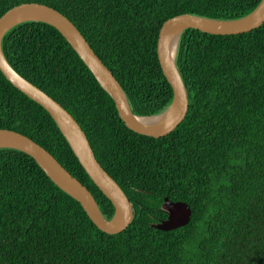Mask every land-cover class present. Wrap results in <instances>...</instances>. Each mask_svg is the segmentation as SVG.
<instances>
[{"label": "trees", "instance_id": "16d2710c", "mask_svg": "<svg viewBox=\"0 0 264 264\" xmlns=\"http://www.w3.org/2000/svg\"><path fill=\"white\" fill-rule=\"evenodd\" d=\"M261 0H0V17L24 3L66 17L123 89L132 112L151 116L172 100L156 52L162 24L192 14L233 20ZM9 65L60 104L84 132L98 164L134 207L117 234L100 231L28 155L0 149V264H264V23L238 35L187 29L175 64L186 117L153 138L128 129L62 35L39 22L2 39ZM0 129L44 148L95 199L111 202L84 172L50 115L0 72ZM190 221L161 231L163 200Z\"/></svg>", "mask_w": 264, "mask_h": 264}, {"label": "water", "instance_id": "95a60500", "mask_svg": "<svg viewBox=\"0 0 264 264\" xmlns=\"http://www.w3.org/2000/svg\"><path fill=\"white\" fill-rule=\"evenodd\" d=\"M25 22L44 23L56 29L92 73L99 86L112 99L125 126L139 135L159 138L170 134L182 123L189 107L186 88L175 64L182 33L187 29L199 30L210 35H238L251 32L264 23V0H261L252 12L238 19L216 20L182 14L162 24L156 52L162 73L172 89V100L163 112L151 116H138L132 112L118 81L72 22L58 11L41 4L24 3L11 8L0 17L1 74L14 88L50 115L86 175L111 202L114 209L112 217L106 220L92 194L52 155L28 137L11 130L0 129V149L16 150L32 158L54 185L82 206L100 231L112 235L122 232L131 224L135 211L132 203L98 164L84 132L74 118L41 89L20 76L5 59L1 46L4 35L11 28ZM157 119L163 121L155 123ZM161 211L167 215L166 219L152 225L161 231L182 227L191 218V210L187 204L171 202L167 198L163 200Z\"/></svg>", "mask_w": 264, "mask_h": 264}, {"label": "bare ground", "instance_id": "6f19581e", "mask_svg": "<svg viewBox=\"0 0 264 264\" xmlns=\"http://www.w3.org/2000/svg\"><path fill=\"white\" fill-rule=\"evenodd\" d=\"M163 121V119H157L156 121H155V123H161ZM83 186V185H82Z\"/></svg>", "mask_w": 264, "mask_h": 264}, {"label": "clouds", "instance_id": "9594fccd", "mask_svg": "<svg viewBox=\"0 0 264 264\" xmlns=\"http://www.w3.org/2000/svg\"><path fill=\"white\" fill-rule=\"evenodd\" d=\"M107 220V219H106ZM93 223V222H92ZM95 226V225H94Z\"/></svg>", "mask_w": 264, "mask_h": 264}]
</instances>
